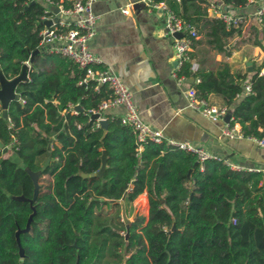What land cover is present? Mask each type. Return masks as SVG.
Here are the masks:
<instances>
[{"label": "trees", "instance_id": "trees-1", "mask_svg": "<svg viewBox=\"0 0 264 264\" xmlns=\"http://www.w3.org/2000/svg\"><path fill=\"white\" fill-rule=\"evenodd\" d=\"M48 1L62 9L72 3L0 0V72L12 79L28 63L14 88L18 98L0 116V264H264V169L198 162L164 143L136 142L118 117L102 114L105 127L91 119L89 111L112 96L110 87L79 84L84 70L60 54L31 56ZM155 1L196 33L189 59L197 68L191 72L185 62L177 75L197 79L190 84L196 97L219 96L241 137L264 140V57L252 64L248 93L245 75L227 63L202 66L207 49L229 54L227 40L240 35V25L209 16L205 0ZM220 1L240 7L247 0ZM252 31L264 52V15ZM102 152L105 164L95 175ZM24 167L40 171L33 200ZM143 192L146 217L135 214L125 225L121 210L126 218Z\"/></svg>", "mask_w": 264, "mask_h": 264}, {"label": "crops", "instance_id": "crops-1", "mask_svg": "<svg viewBox=\"0 0 264 264\" xmlns=\"http://www.w3.org/2000/svg\"><path fill=\"white\" fill-rule=\"evenodd\" d=\"M205 1L213 2L231 14L240 15L242 23L240 35L227 40V46L231 47L229 54L207 49L208 61L202 66L214 69L220 63H227L230 72L245 75L243 85L250 78L252 64L259 63L264 57L263 50L253 44L252 27H257L253 19L254 4L246 1L243 6L233 7L224 5L220 0ZM124 7H127V13L120 11ZM92 11L96 15L95 35L88 42V49L99 58L101 65L109 66L129 89L135 108L145 123L159 129L169 139L202 147L225 164L238 166L240 170L263 171L264 147L249 138L225 139L221 132L225 123L222 118L213 121L187 106L183 91L196 82V78L182 75L183 81L177 84L171 75L175 61L171 38L164 33L161 17L148 10L139 0H94ZM206 12L213 17L211 11L206 9ZM53 18L56 16L53 15ZM189 70L193 72L190 66ZM260 72H264V69ZM239 98L240 94L236 96L237 100ZM205 100L215 107L222 106L221 98L217 95L211 94ZM120 113L119 107L103 111V114L115 117ZM232 126L239 132L237 123ZM138 200L145 208V216H142L146 217L144 192L132 203Z\"/></svg>", "mask_w": 264, "mask_h": 264}, {"label": "built area", "instance_id": "built-area-1", "mask_svg": "<svg viewBox=\"0 0 264 264\" xmlns=\"http://www.w3.org/2000/svg\"><path fill=\"white\" fill-rule=\"evenodd\" d=\"M139 1L148 10L161 17L164 33L171 38L172 57L175 61L171 75L175 78L177 84H181L184 78L182 75H177V71L181 65L189 62L192 71H195L197 68V64L189 59L192 39L196 38L194 28L187 23H183L176 17L164 2L155 0ZM93 2L94 0H72L68 8L62 9L59 5L48 1L45 4L44 12H50V14L41 16L44 27L40 31L38 50L60 54L77 64L79 68L84 70L79 84H84L89 79L93 80L96 85L107 84L110 87L112 96L102 101L95 109L89 111L90 114H98V118L95 119L97 123L98 119H104L102 116L103 111L109 108L119 107L121 109V113L118 116L119 122L131 128L136 142L140 143L149 140L154 143H164L167 146L192 153L198 162L215 158L200 146L187 141L177 142L165 137L159 129L149 126L141 119L132 101L129 89L109 66L101 65L99 58L93 55L88 49V42L95 35L96 15L92 11ZM247 2L254 4L253 19L259 23L261 17L264 15V0H247ZM52 8H56L57 12H53ZM206 9L211 11L214 18L220 19L225 24V27H236L242 23V17L240 15L226 12L213 2L208 1ZM120 11L127 13V7L120 9ZM53 15L56 16L55 19ZM45 21H48V24L45 25ZM176 33H179L180 36H174ZM25 64L28 65L27 62ZM93 66L99 67L94 68ZM248 92L249 83L247 82L243 84V93ZM183 93L188 107L213 121L222 118L228 112L224 106L215 107L208 104L206 100L196 97L192 87H187ZM231 119L232 117L230 116L228 122L224 123L221 132L227 137L239 138L241 137L239 132L229 124ZM248 138L252 139L258 146L264 147L263 138ZM227 166L231 170L241 169L238 166L228 164Z\"/></svg>", "mask_w": 264, "mask_h": 264}, {"label": "water", "instance_id": "water-1", "mask_svg": "<svg viewBox=\"0 0 264 264\" xmlns=\"http://www.w3.org/2000/svg\"><path fill=\"white\" fill-rule=\"evenodd\" d=\"M53 12H57L56 8H52ZM45 25L48 24V21H45L44 23ZM174 36L179 37L180 34L176 33ZM39 50H35L31 53V56L35 53H37ZM27 65L24 63L19 71V73L13 77L12 79H5L3 77V75L0 72V116L4 119L6 118V107L7 104L11 101V100H16L18 98V94L14 91L15 86L17 85V83L21 80H23L25 78V70H26ZM248 71H250V69H248ZM191 82V80H190ZM75 110H80V107L78 105H76L74 107ZM230 113L227 112L224 114V116L222 117V121L227 123L230 117ZM90 118L91 119H97L98 118V114L96 113H92L90 114ZM98 124L102 127H105V120L104 119H98ZM105 164V155L104 152H102L101 157H100V167L99 169L94 173L95 175H100L103 167ZM24 171L27 173V175L29 176V178L31 179L32 182V199H34L36 192H37V178L40 174V171H31L29 170L27 167H24ZM82 177H85V175L81 174ZM15 200H23V197L21 196H16L14 197ZM119 203H121V200L118 201ZM121 217L123 218V222L126 225L127 224V219L124 218L123 215V211L121 210ZM30 220V215L27 218L25 227L22 231L27 230L28 227V222ZM20 231H16L15 232V239L17 241V245H18V254L20 257H22V250L18 244V239H17V234Z\"/></svg>", "mask_w": 264, "mask_h": 264}, {"label": "rangeland", "instance_id": "rangeland-1", "mask_svg": "<svg viewBox=\"0 0 264 264\" xmlns=\"http://www.w3.org/2000/svg\"><path fill=\"white\" fill-rule=\"evenodd\" d=\"M223 127V126H222ZM224 136V135H223ZM225 139H228L227 136H224ZM244 141V140H243ZM246 143V142H245ZM12 157V156H11ZM141 199V198H140ZM144 205H145V201H143ZM105 210H103L105 212H110V208L108 206H106L104 208ZM133 214H140V215H144L145 216V208L141 205V202L138 200L136 202L132 203L131 206V210L129 211V215L126 217L127 221L129 222L130 220H132ZM121 215V214H120ZM125 218V217H124ZM121 220L123 221V218L121 217ZM120 234H124L121 231H119Z\"/></svg>", "mask_w": 264, "mask_h": 264}]
</instances>
